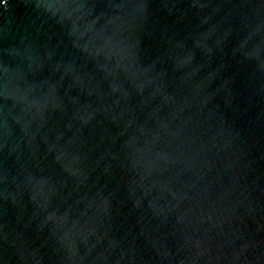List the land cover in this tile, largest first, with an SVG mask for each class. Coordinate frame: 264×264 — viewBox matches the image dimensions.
Wrapping results in <instances>:
<instances>
[{
  "label": "water",
  "instance_id": "95a60500",
  "mask_svg": "<svg viewBox=\"0 0 264 264\" xmlns=\"http://www.w3.org/2000/svg\"><path fill=\"white\" fill-rule=\"evenodd\" d=\"M0 264H264V0H0Z\"/></svg>",
  "mask_w": 264,
  "mask_h": 264
}]
</instances>
